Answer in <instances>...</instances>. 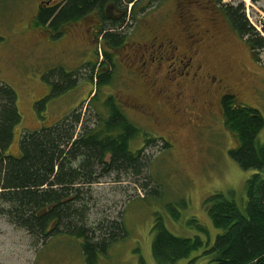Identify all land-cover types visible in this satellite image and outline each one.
<instances>
[{"label": "rangeland", "instance_id": "374dc122", "mask_svg": "<svg viewBox=\"0 0 264 264\" xmlns=\"http://www.w3.org/2000/svg\"><path fill=\"white\" fill-rule=\"evenodd\" d=\"M186 1L151 0L146 5L147 1L139 0L136 5H146L145 11L137 10L133 16L128 15L133 7L130 4L123 31L126 40L121 47L113 48V79L104 88L102 99L113 95L141 129L132 148L135 151L144 148L148 165L140 175L130 169L120 176H106L91 187L88 216L92 227L98 229L101 222H124L126 230V235L111 243L97 264H159L152 254L153 228L159 219L173 234L200 236L205 242L203 249L175 264H215L204 251L222 231L212 223L206 200L223 193L243 208L247 181L257 172L242 169L230 156L237 140L225 124L220 95L223 91L233 93L238 103L256 108L264 117V51L259 61L254 60L248 44L232 29L214 0H192L191 9L202 29H208L211 20L216 24L212 28L215 37L205 40L201 57L224 82L210 98L201 97L204 94L199 91L197 107L182 111L159 109L149 77L141 67V58L134 55L136 51L139 54L148 33L159 24H165L168 32L181 29L177 9ZM241 1L246 4L248 19L264 36V0ZM36 5V0H0V85L6 83L17 92L23 117L15 131L18 134L52 125L74 109L96 117V110L88 101L96 87L89 78L93 63H97L101 72L109 44L101 36L93 42L79 35L77 42L69 34L62 38L65 45H55L57 38L49 35L50 42H41L36 47L38 42L33 39L44 38V33L25 31L19 36L17 31V26L31 19ZM168 69L171 68L167 63L162 64L161 76ZM58 71L74 72L77 86L55 94L49 75ZM187 87L189 91L193 85ZM47 96L38 109L36 103ZM139 105L143 108H138ZM145 111L161 118L167 116L168 120L155 124ZM146 137L156 138L157 143L147 146ZM259 139L264 143V128ZM19 140L20 136L15 135L10 154L19 153ZM154 189L156 192H152ZM194 218L207 227L208 234L194 227L191 223ZM0 264H86V261L81 241L73 236L57 234L40 240L0 213Z\"/></svg>", "mask_w": 264, "mask_h": 264}, {"label": "trees", "instance_id": "16d2710c", "mask_svg": "<svg viewBox=\"0 0 264 264\" xmlns=\"http://www.w3.org/2000/svg\"><path fill=\"white\" fill-rule=\"evenodd\" d=\"M119 1L126 9L132 4L135 10L139 0ZM223 1L214 0L232 29L246 41L254 60L259 61L264 36L248 19L246 4L241 0L233 4ZM54 12L50 8L44 11L43 25ZM80 12L70 4L60 15L70 18ZM107 29L105 39L110 46L117 48L125 42L121 25L111 23ZM104 54L109 70L100 72L95 62L89 78L96 87L88 100L96 117L74 109L52 125L18 134L15 131L23 117L17 92L6 83L0 85V213L40 240L57 234L73 236L81 241L86 264H97L109 245L126 235L124 222H101L98 229L89 223L91 187L106 176H120L130 169L140 175L148 165L144 148H132L141 129L113 95L102 99L114 74L110 70L114 67L112 56ZM49 77L55 94L78 84L74 72H51ZM47 98L38 101L36 107H42ZM221 109L227 128L237 140L230 156L242 169L257 172L247 181L243 208L223 193L207 198L205 206L212 223L222 232L204 255H210L215 264H264V143L259 139L264 117L256 108L238 103L229 92L221 97ZM15 135L20 136L17 155L9 153ZM156 143V138H145L147 146ZM191 223L202 233H209L197 219ZM153 233L152 254L159 264H175L205 247L202 237L177 236L162 219L154 225Z\"/></svg>", "mask_w": 264, "mask_h": 264}, {"label": "flooded vegetation", "instance_id": "af4514ba", "mask_svg": "<svg viewBox=\"0 0 264 264\" xmlns=\"http://www.w3.org/2000/svg\"><path fill=\"white\" fill-rule=\"evenodd\" d=\"M36 1V10H33L31 19L26 24L22 23L21 26L13 24L15 27H18L16 29L20 31L18 32L19 36L24 35L25 31L33 33V31L40 30L44 33V38L39 39L35 37L33 39V42H38L36 47L41 42H50L49 35L57 38V40L54 39L57 46L65 45L62 42V38H65L69 34H72L77 42L79 35H85V38H91L93 42L97 41L99 36H101L105 41L104 43H107L108 41L105 37L108 32L107 28L111 23L121 25L120 30L122 31L125 29L128 13L125 5L119 0ZM144 1H147V5L151 0ZM70 4L75 5L81 12L70 18L61 16V12L68 8ZM83 4L86 5L85 10H82ZM192 4V0H187L178 6L177 14L179 16L180 30L176 28L175 32H168L165 24H159L158 27L150 30L148 39L143 45L142 50H139V54H137L138 51L134 54L135 56H140L141 67L145 69L144 73L149 77V86L156 94L155 103L162 110L167 108L182 111L189 107L195 108L199 105L201 97L210 98L214 91L216 92L219 87L221 88L224 82V79L215 74L212 67L206 64V61L201 57L202 47L206 45L205 40L215 37L212 28H215L216 24L211 20L209 28L202 29L194 17L193 10L191 9ZM146 5L140 6V3H138L135 10L131 9L129 15L133 16L134 12L141 9L144 12ZM49 8L55 9V12L46 24L43 25L42 21L46 18V15L44 16L43 13ZM124 40H126V37H124ZM106 48L107 51L105 52L111 56L113 55V51L117 49L114 48L113 50V47L109 44ZM105 60H103L101 68V72L103 73L109 70ZM112 62L115 67L113 57ZM166 63L171 69H168L165 75L161 76L160 66ZM110 70L113 72V68ZM188 84L193 85L189 91H187ZM199 91H202L204 95L199 97ZM223 92L220 95V99L225 93ZM142 106L139 105L138 108L141 109L143 108ZM145 112L148 115L147 118L153 119L155 124H164V121L168 120L167 116L161 118L156 113Z\"/></svg>", "mask_w": 264, "mask_h": 264}]
</instances>
